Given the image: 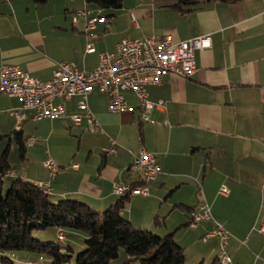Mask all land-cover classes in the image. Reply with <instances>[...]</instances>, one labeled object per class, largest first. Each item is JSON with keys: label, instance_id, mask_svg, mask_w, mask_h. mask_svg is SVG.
I'll use <instances>...</instances> for the list:
<instances>
[{"label": "crops", "instance_id": "0c3cea01", "mask_svg": "<svg viewBox=\"0 0 264 264\" xmlns=\"http://www.w3.org/2000/svg\"><path fill=\"white\" fill-rule=\"evenodd\" d=\"M174 3L123 0L121 7L106 9L85 0L43 4L0 0V64L18 65L40 80L50 79L60 61H74L92 70L98 53L111 51L124 38L167 34L181 41L208 34L211 39L209 48L195 52L193 74L165 73L159 84L146 86L149 100L164 102V108L149 113L152 122L142 120L133 92L122 93L128 109L111 112L107 94L93 88L87 101L99 129L91 131L84 119L78 125L72 123L71 114L83 113L76 96L62 102L65 114L60 117L33 119L27 110L20 130L23 158L28 136L35 137L28 146L33 150L42 138L51 141L57 132L77 139L66 155L52 152L59 166L54 178H49L41 152L42 160L30 177L32 182L49 181L53 200L75 199L101 212L119 197L112 193L114 183L143 184L141 173L129 166L141 149L152 152L160 173L144 183L148 195L129 196L121 214L133 225L160 235L158 213L178 212L174 239L184 249L185 263L198 264L216 257L218 250L216 236L202 245L197 241L213 228L212 222L187 225L191 212L206 202L213 218L231 235L225 244L230 264H264V236L257 230L264 223V0L204 1L188 12L174 9ZM80 8H100L102 19L88 31L94 38L84 31L85 18H74ZM89 39L93 50L86 52ZM19 105L16 97L0 94V114H8L13 125L8 110ZM4 117L0 115V122ZM27 121L35 126L25 134ZM44 121H48L46 128ZM111 141L116 143L115 151L106 153ZM10 169L15 176L31 180L15 167ZM221 185L228 188L227 195L218 193ZM155 208L154 223L150 220ZM164 226L167 232L169 227ZM6 255L13 260L21 256L25 262L50 261L32 252Z\"/></svg>", "mask_w": 264, "mask_h": 264}, {"label": "built area", "instance_id": "2783aa9c", "mask_svg": "<svg viewBox=\"0 0 264 264\" xmlns=\"http://www.w3.org/2000/svg\"><path fill=\"white\" fill-rule=\"evenodd\" d=\"M100 8L75 10L74 18L83 16L86 20L85 33L89 34L94 23L102 19ZM105 20V18H103ZM88 40L85 51L93 50V43ZM211 39L208 34L197 35L192 38L174 41L170 35H146L140 39L124 38L117 42L111 51L98 53L97 65L92 70H86L74 61L56 62L51 78L40 80L31 76L28 71L12 63L0 64V94L16 97L20 101L18 107L8 110L9 115L15 121V130H21L22 122L26 118V111H32L33 119L55 118L65 114L63 101L76 96L77 108L82 114L73 113L70 120L78 125L82 119L91 131L99 129L94 114L88 106V94L97 88L107 94L108 109L111 112H120L128 109L123 98L124 91H131L137 97L143 121L152 122L149 113L154 108H164L162 100L151 101L148 99L146 86L159 84L165 73H172L178 76H189L197 70L195 52L209 48ZM35 142L34 136H28L24 140L26 147L32 146ZM116 143L106 149V153H113ZM43 165L49 171V178H54L58 171V164L51 158H47ZM75 168L76 165H73ZM129 169L141 173L143 184L132 186L124 182H116L112 186V193L121 196L124 194L148 195L149 189L144 183L154 180L160 173V166L156 156L152 152L141 149L133 156ZM13 170L2 175V180L14 177ZM41 190L52 193L49 181L34 182ZM218 193L227 195L228 188L221 185ZM212 222L213 228L207 231L201 240L206 242L208 238H218V253L216 255L220 264L232 263L227 253L225 244L231 236L230 233L215 220L211 214L210 206L206 202L199 203L190 214V227H196L203 222ZM264 236V223L257 228ZM58 238L63 236L58 233ZM27 264H35L28 262Z\"/></svg>", "mask_w": 264, "mask_h": 264}, {"label": "trees", "instance_id": "16d2710c", "mask_svg": "<svg viewBox=\"0 0 264 264\" xmlns=\"http://www.w3.org/2000/svg\"><path fill=\"white\" fill-rule=\"evenodd\" d=\"M43 4L47 0H32ZM101 8L115 9L123 0H85ZM204 1L175 0L172 7L179 12H188ZM236 3L239 0H217ZM20 156L24 155L20 130L13 131ZM3 135H0L2 138ZM7 160V148L0 157V251H26L49 258V264H109L123 249L126 259L123 264H185L184 249L174 239V233L158 235L154 231L133 225L121 211L130 194L117 198L103 211H97L75 199L53 200L52 193L41 190L34 182L20 176L2 180V175L11 170ZM4 181H8L4 186ZM143 182V181H142ZM135 186L136 184H131ZM141 185V184H140ZM190 210V208H187ZM192 209V208H191ZM190 218V215H189ZM189 221L187 222L188 225ZM57 229L65 241L62 228L83 232L84 248L72 257L71 246L63 252L52 241H43L32 236L33 230ZM1 264H13L8 256L1 257ZM28 263V262H26ZM34 263V262H33ZM198 264H203L202 262ZM209 264H220L214 257Z\"/></svg>", "mask_w": 264, "mask_h": 264}, {"label": "rangeland", "instance_id": "374dc122", "mask_svg": "<svg viewBox=\"0 0 264 264\" xmlns=\"http://www.w3.org/2000/svg\"><path fill=\"white\" fill-rule=\"evenodd\" d=\"M0 115L5 116L4 117L5 120L0 122V135H3V137L0 138V157H1L3 150L7 148V160H8V162L10 163L11 166L15 167V169H17V172L22 176L29 175L28 177H30L33 175V173L36 169L37 163L42 160V154L45 155V158L42 160L43 163L49 157H51V159L54 161L53 156H52L53 153H55L56 155H59V156L66 155V153L68 152V151H66V149L70 150V147H72V146L74 147L77 144V139H75V138L69 139L64 135L63 132H57L55 135L52 136L51 141H48V138H42L43 142L39 143L40 145H39V147H37L36 150H33L34 148H32V147H27L25 157L23 158L20 156L18 144H17V141L15 139V136L13 135L15 125H13V122L9 123L10 121H8V120H10V117L8 116V114L5 113V114H0ZM27 123H28V125L24 128L25 134L29 132L28 129L35 126V123H32L30 121H27ZM43 123H44L43 127L46 128L48 121H44ZM28 152L30 153V155L32 157L31 156L28 157ZM33 152H35V153L32 154ZM38 152H41L42 154H40ZM26 171L29 174H26ZM30 179L31 180H27V181H29V182L34 181V180H32V177H30ZM156 213L157 212H156V208H155V212L153 214H151L152 218L150 220L154 223H155V221H153V217L156 215ZM166 213L167 212H163V210H161L158 213L159 220L161 223L159 228L161 229L160 231H163L160 234L162 236L165 235L166 233H169V232H173V231L175 232V229H176L175 223L178 219V212H172V213L170 212V213H168V215ZM149 218H150V216H149ZM145 220H146V218H145ZM165 223L169 227V230H167V232H164L165 231V226H164ZM147 229H149V228H147ZM154 232L158 234V232H156V231H154ZM62 233L65 236V241H63V242L57 238V235H56L57 229L53 228V227H49L45 230H33L32 236L36 239H39V240L52 241V242L57 243L63 252H68L67 243L68 244L70 243V246L72 248V252H71V254L73 255L72 257H74V255L76 253H78L79 251H82V249L84 248V239L86 237V235L83 232L78 231V230H73L70 228H62ZM197 241L200 243V245L204 244L203 241L201 240V238ZM9 252L11 253L12 251L3 252V253L0 251V260H1L2 256H5L6 253H9ZM13 252H23V251H13ZM24 252H26V251H24ZM68 253H70V252H68ZM217 253H218V250H217ZM42 256H44V255H42ZM44 257L48 258L47 256H44ZM10 259L12 260L13 264H27L24 261V258H21V256H20V258H17L14 260L12 258H10ZM125 259H126L125 252L123 249H120L118 256L116 258L112 259L109 262V264H123ZM211 260H212V257L210 259H207L206 262L203 264H209ZM188 262H189V260H188ZM0 264H1V261H0ZM35 264H48V263H47V261L42 263V262L35 260ZM132 264H137V263H132ZM189 264H190V262H189Z\"/></svg>", "mask_w": 264, "mask_h": 264}]
</instances>
